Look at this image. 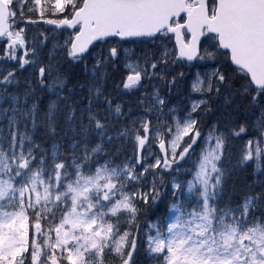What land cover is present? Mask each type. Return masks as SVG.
I'll use <instances>...</instances> for the list:
<instances>
[{"label": "snow or ice", "instance_id": "obj_1", "mask_svg": "<svg viewBox=\"0 0 264 264\" xmlns=\"http://www.w3.org/2000/svg\"><path fill=\"white\" fill-rule=\"evenodd\" d=\"M0 65V264H264V0H0Z\"/></svg>", "mask_w": 264, "mask_h": 264}, {"label": "trees", "instance_id": "obj_2", "mask_svg": "<svg viewBox=\"0 0 264 264\" xmlns=\"http://www.w3.org/2000/svg\"><path fill=\"white\" fill-rule=\"evenodd\" d=\"M72 83H73V78L70 79L69 86H72ZM37 138L39 139V134H38ZM250 177H251V169H249L246 172H239L238 171L234 177V180L236 182L237 187L238 188L243 187V185L251 183L252 180L250 179ZM262 178H264V177H262ZM164 208H165L164 203H161L160 209L163 211Z\"/></svg>", "mask_w": 264, "mask_h": 264}, {"label": "rangeland", "instance_id": "obj_3", "mask_svg": "<svg viewBox=\"0 0 264 264\" xmlns=\"http://www.w3.org/2000/svg\"><path fill=\"white\" fill-rule=\"evenodd\" d=\"M0 67H5V65H0ZM185 71H187V69H184ZM75 77H73V83H74V81H75ZM80 80H81V82H83V77L81 76L80 77ZM137 95H139V93H137V94H135V95H133V96H127V97H124L123 99H125V100H127V101H129V103H131V104H135V100H136V96ZM53 99H54V97H53ZM177 103H183V101H182V97L181 96H175V97H173V99H172V104H177ZM127 110V105L125 106V111ZM171 211L172 210H170V213H171Z\"/></svg>", "mask_w": 264, "mask_h": 264}]
</instances>
